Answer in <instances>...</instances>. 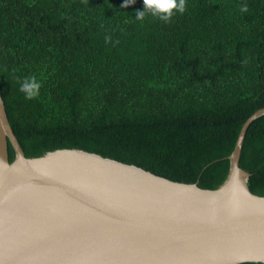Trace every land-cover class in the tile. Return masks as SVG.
<instances>
[{
  "label": "trees",
  "instance_id": "16d2710c",
  "mask_svg": "<svg viewBox=\"0 0 264 264\" xmlns=\"http://www.w3.org/2000/svg\"><path fill=\"white\" fill-rule=\"evenodd\" d=\"M123 2L0 0V89L25 155L78 148L218 188L264 108V0H186L169 22ZM32 75L39 95L25 99ZM240 166L264 196V116Z\"/></svg>",
  "mask_w": 264,
  "mask_h": 264
},
{
  "label": "water",
  "instance_id": "95a60500",
  "mask_svg": "<svg viewBox=\"0 0 264 264\" xmlns=\"http://www.w3.org/2000/svg\"><path fill=\"white\" fill-rule=\"evenodd\" d=\"M263 116L211 190L78 148L27 157L0 89V264H264V196L240 166Z\"/></svg>",
  "mask_w": 264,
  "mask_h": 264
},
{
  "label": "clouds",
  "instance_id": "9594fccd",
  "mask_svg": "<svg viewBox=\"0 0 264 264\" xmlns=\"http://www.w3.org/2000/svg\"><path fill=\"white\" fill-rule=\"evenodd\" d=\"M135 3V0H124L121 5L122 8H126L129 5ZM143 10L137 11L135 18L143 20L146 15L158 18L164 22H169L171 18L176 14H183L186 11V0H143ZM241 11L246 12L247 6L242 5ZM110 37H105L107 42ZM41 88V82L36 76H27L20 82V91L24 93L25 99H33L39 95ZM255 260L259 261L261 257H255Z\"/></svg>",
  "mask_w": 264,
  "mask_h": 264
}]
</instances>
